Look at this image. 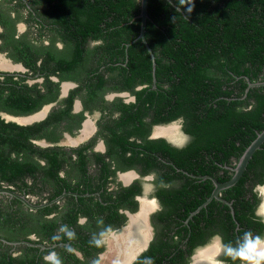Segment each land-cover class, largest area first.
I'll use <instances>...</instances> for the list:
<instances>
[{"label":"flooded vegetation","instance_id":"flooded-vegetation-1","mask_svg":"<svg viewBox=\"0 0 264 264\" xmlns=\"http://www.w3.org/2000/svg\"><path fill=\"white\" fill-rule=\"evenodd\" d=\"M77 21L60 0H0V128L28 130L40 150L13 152L23 173L0 179V264H247L225 246L264 242V179L245 178L246 166L240 186L214 193L239 157L204 151L176 164L189 121L142 115L147 91L137 102L161 91L155 70L150 85L119 88L126 52L111 57L106 36L79 33Z\"/></svg>","mask_w":264,"mask_h":264},{"label":"trees","instance_id":"trees-1","mask_svg":"<svg viewBox=\"0 0 264 264\" xmlns=\"http://www.w3.org/2000/svg\"><path fill=\"white\" fill-rule=\"evenodd\" d=\"M60 2L76 11L79 33L106 36L109 43L104 50L111 57L124 58L126 52L131 76L121 73L119 88L130 89L139 82L150 85L152 61L140 39L126 51L115 47L137 36L140 19L132 17L140 10L139 0ZM186 2L148 0L145 37L154 54L156 89L161 91L137 93L140 103L147 91L139 109L142 115L152 109L153 122L179 115L189 121L184 130L192 141L181 153L170 151L172 160L183 168L186 160L179 156L183 154L205 151L221 163L238 158L264 128V85L245 92L248 81L264 80V0H194L190 13ZM102 23L110 33L101 29ZM25 131L0 128V179L12 181L23 173L26 161L11 157L13 152L40 153L26 143ZM246 169L237 186L250 175L255 182L264 179V142Z\"/></svg>","mask_w":264,"mask_h":264},{"label":"water","instance_id":"water-1","mask_svg":"<svg viewBox=\"0 0 264 264\" xmlns=\"http://www.w3.org/2000/svg\"><path fill=\"white\" fill-rule=\"evenodd\" d=\"M147 3L148 0H139V15L138 17L140 18V30H139V34L137 38L142 39V41L146 44L147 50L150 54L151 57V61H152V72H153V80L154 78V70H155V61H154V54L152 53L151 48L149 47V45L147 44L146 40H145V25H146V19L148 17L147 15ZM179 8V7H178ZM136 38V39H137ZM260 85H264V80L263 81H257V82H249L248 81V86L245 90V92L248 90L249 87H253V86H260ZM264 142V128L257 133L256 137L250 142V144L244 149V151L242 152V154L240 155L237 164L235 166L234 170V174L232 175V177L224 182H217L214 180V184H215V190H219L222 188H227L230 187L231 185H233L234 183H236V181L240 178V176L242 175L244 169L246 168L250 158L252 157L253 153L260 148L261 144ZM9 194L16 196L19 200H22L24 203L28 204V202L25 200V198L21 195L15 194L14 192L11 191H7Z\"/></svg>","mask_w":264,"mask_h":264},{"label":"clouds","instance_id":"clouds-1","mask_svg":"<svg viewBox=\"0 0 264 264\" xmlns=\"http://www.w3.org/2000/svg\"><path fill=\"white\" fill-rule=\"evenodd\" d=\"M186 4H188L186 11L190 13L195 6L194 0H188ZM225 250L232 253L234 258L238 256L246 261L247 264H264V242L258 237L252 238L249 236L237 248L225 246ZM145 264H154V261L151 257H146Z\"/></svg>","mask_w":264,"mask_h":264}]
</instances>
